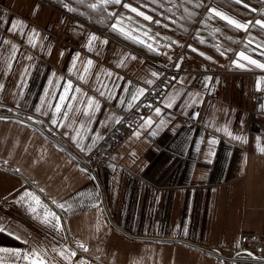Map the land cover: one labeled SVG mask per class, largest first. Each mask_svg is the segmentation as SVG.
<instances>
[{
  "label": "crops",
  "instance_id": "obj_1",
  "mask_svg": "<svg viewBox=\"0 0 264 264\" xmlns=\"http://www.w3.org/2000/svg\"><path fill=\"white\" fill-rule=\"evenodd\" d=\"M177 4L205 12L191 41L159 19ZM117 20L119 37L42 0H0V103L84 155L158 80L155 61L186 71L94 175L36 129L0 121V264H36L33 252L45 264H243L209 249L230 258L241 237L264 235V69L233 63L244 52L264 64V0H125Z\"/></svg>",
  "mask_w": 264,
  "mask_h": 264
},
{
  "label": "built area",
  "instance_id": "obj_2",
  "mask_svg": "<svg viewBox=\"0 0 264 264\" xmlns=\"http://www.w3.org/2000/svg\"><path fill=\"white\" fill-rule=\"evenodd\" d=\"M173 81L163 77L157 84L150 87L134 109L124 115L121 121L107 135V137L89 155H84L71 144L64 141L61 136L47 132L34 122L31 117H36L27 111L0 103V121L8 120L36 129L38 133L49 139L56 147L67 153L77 165L90 174L96 169L110 162L118 150L128 141L133 133L166 96ZM209 253L219 259L237 263L264 264V235H244L241 237L237 252L234 256L226 258L216 250L209 249ZM253 255H250V254Z\"/></svg>",
  "mask_w": 264,
  "mask_h": 264
},
{
  "label": "trees",
  "instance_id": "obj_3",
  "mask_svg": "<svg viewBox=\"0 0 264 264\" xmlns=\"http://www.w3.org/2000/svg\"><path fill=\"white\" fill-rule=\"evenodd\" d=\"M44 1L58 8L68 9L74 17L82 20L83 22L89 23L95 29L107 30L109 33L118 36V34L112 28V19L107 13L109 10L115 8L114 3H107L105 5H100L97 6L96 8H92L91 5L95 4V0H44ZM166 4L167 6H170V3H166ZM153 7L157 9L155 5H153ZM158 9H161L162 12L160 18L161 21L167 24L172 30L177 32L183 38H186L187 36L192 34L193 30L196 29L197 21L200 17V12H201L199 9L196 8L181 7V6H179V8L177 6L170 7V9H163L162 7H159ZM201 31H203V23H201V27L199 28L198 32ZM139 48L143 50V48L141 47ZM212 50L213 52L216 51V49H212Z\"/></svg>",
  "mask_w": 264,
  "mask_h": 264
},
{
  "label": "snow or ice",
  "instance_id": "obj_4",
  "mask_svg": "<svg viewBox=\"0 0 264 264\" xmlns=\"http://www.w3.org/2000/svg\"><path fill=\"white\" fill-rule=\"evenodd\" d=\"M120 2H121V0H104V3L120 4ZM242 2H243V0H236V3H242ZM91 7H92V8H96L97 5H96V4H93V5H91ZM124 7H125V8H130V6L127 5V4H125ZM244 7H248V6H247V5H244ZM130 10L133 11V12H136L137 15L142 16L143 19L151 21V17H149V16H147V15H144V13L139 12L137 9H135V8H130ZM250 10H251V9H250ZM252 11H254V10H252ZM209 12L211 13L212 16L220 17L221 19L225 20L227 24L232 25V26H234L235 28H238V29H241V30H244V31H247V30H248V27H249V24H252L251 21H250L248 24L240 23V22H238V21H236V20H234V19H232V18L226 16L225 14L221 13L220 11H218V10H216V9H212V8H210V9H209ZM110 15H115V14L112 13V14H110ZM120 23H121V21H120V20H117V23L114 24V25L112 26L113 29L122 32V29H120V28L117 27V25H119ZM157 23H159V21H157ZM254 23H255V25H259V27H260L261 29H264V21L256 20ZM11 27H12L13 29H15V28L17 27V25H16V24H12ZM124 34L127 35L126 33H124ZM130 38L135 39L134 37H130ZM95 39H96L95 36H93V37L90 38V41H89V47H91V43H92V41L95 40ZM139 42H140V43H143V41H139ZM105 43H106V41H105ZM249 43H251V40L249 41ZM146 46L149 47L150 50H153V51L155 50V49H152V46H151V45H146ZM13 48H15L14 45H13ZM192 50L195 51V49H192ZM221 54L223 55V53H221ZM132 58L135 59V57H132ZM240 59L247 60L248 63L254 64V65H256L257 67L264 69V64H259V63H257V61L250 59L247 55H245L244 52H239V53H237V61H234V62H233L234 65H235L236 67H241V68L244 67L243 64L238 63V61H239ZM90 63H91V62L89 61V64H90ZM85 70H87V69H85ZM152 75H153V76H156V75H158V74H157V73H153ZM149 83H151V81H149ZM69 87H71V86L69 85ZM142 92H143V90H139L136 94H133V95H132V100L135 101V100L137 99V96L140 95V94H142ZM91 103H92V102L89 101V104H91ZM58 110H59V109H58ZM156 111H157V113H159V109H157ZM53 123H55V122H53ZM149 123H150V121H149ZM225 131H227V130L225 129ZM228 134L231 135V133H228ZM233 139H242V138H241V137H233ZM27 195H30V194H27ZM21 199H23V197H22ZM36 203L39 204V200H37ZM60 207H63V206L61 205ZM32 211L35 212L36 209L33 208ZM50 215H52L53 219L56 220L57 223H56V225H54V226H57V229L59 230V227H58V225H59V217H58V216H55V214H50ZM44 222H51V221H49V220L47 219V217H46ZM0 230H2V229H0ZM80 247H83V245H80ZM84 250L87 251L86 248H85ZM3 251H7V250H3ZM15 254H16L17 256L20 255L19 252H15ZM61 254H62V253H61ZM31 255H32L33 258L36 259V264H45V260H44L43 258H41V256L38 255L36 252H33ZM71 255L74 256L75 253L73 252V253H71ZM24 259H29V257H28L27 254H25Z\"/></svg>",
  "mask_w": 264,
  "mask_h": 264
},
{
  "label": "rangeland",
  "instance_id": "obj_5",
  "mask_svg": "<svg viewBox=\"0 0 264 264\" xmlns=\"http://www.w3.org/2000/svg\"><path fill=\"white\" fill-rule=\"evenodd\" d=\"M42 1H44V0H42ZM124 1L125 0H121V2H120V4H115V8L114 9H112V10H109L107 13H108V15L110 16V18L112 19L113 17H114V15H110V14H112V13H116V11L121 7V6H123V4H124ZM95 4L97 5V6H100V5H105V4H107V3H104V0H95ZM62 9H66V8H62ZM153 9V8H152ZM68 10V9H67ZM154 10L155 11H157V9L156 8H154ZM160 18H161V15H160ZM159 18V19H160ZM161 20V19H160ZM204 20H205V12H203V13H201V15H200V17H199V19H198V21H197V27H196V29H194L193 30V32H192V34H190L189 36H187L186 37V40L187 41H191V39H193V37H194V35L196 34V33H198V31H199V28L201 27V23H204ZM85 23H87V22H85ZM87 24H89V23H87ZM90 25V24H89ZM94 28V27H93ZM100 31V30H99ZM103 31H105L106 33H109L107 30H103ZM177 33V32H176ZM178 34V33H177ZM179 35V34H178ZM182 37V36H181ZM183 38V37H182ZM186 50H187V47H186ZM156 62V64L158 65V67L161 69V76L158 78V80L152 85V86H154L155 84H157L163 77H167V79L168 80H170V81H173L172 82V85H171V87L168 89V91H167V93H166V96H167V94H168V92L174 87V86H176V85H178V84H180L181 83V79H182V76L186 73V71H185V67L184 66H182V67H178L177 65H176V63L175 62H173V61H171V62H169V63H165V62H162V61H159V60H157V61H155ZM151 86V87H152ZM150 88V87H149ZM147 92V91H146ZM166 96H165V98H166ZM165 98L163 99V101L161 102V106H157V107H155L154 109H153V111L156 109V108H158V107H162L163 106V104H164V100H165ZM141 100V99H140ZM139 102V101H138ZM137 102V103H138ZM136 103V104H137ZM135 107V106H134ZM134 107L132 108V109H134ZM131 109V110H132ZM130 110V111H131ZM130 111H128V112H130ZM152 111V112H153ZM127 112V113H128ZM152 112H151V114H152ZM127 113H125V114H123L122 115V117L124 116V115H126ZM150 114V115H151ZM149 115V116H150ZM148 116V117H149ZM147 117V118H148ZM146 118V119H147ZM122 119V118H121ZM121 121V120H120ZM119 121V122H120ZM145 120H143L141 123H143ZM134 134V133H133ZM250 255H253L252 253L250 254ZM229 261V260H228ZM229 262H232V263H237V262H234V261H229ZM243 264H248V263H243Z\"/></svg>",
  "mask_w": 264,
  "mask_h": 264
}]
</instances>
